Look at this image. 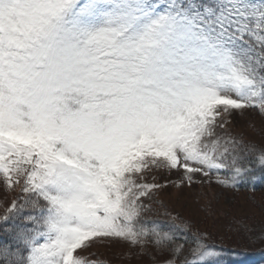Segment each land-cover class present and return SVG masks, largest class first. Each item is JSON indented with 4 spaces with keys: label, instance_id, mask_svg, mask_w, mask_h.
<instances>
[{
    "label": "snow or ice",
    "instance_id": "6c2138e0",
    "mask_svg": "<svg viewBox=\"0 0 264 264\" xmlns=\"http://www.w3.org/2000/svg\"><path fill=\"white\" fill-rule=\"evenodd\" d=\"M249 110L264 117V0H0V180L20 190L0 264H103L78 250L116 241L222 264L155 196L255 181L264 147L230 131Z\"/></svg>",
    "mask_w": 264,
    "mask_h": 264
},
{
    "label": "rangeland",
    "instance_id": "374dc122",
    "mask_svg": "<svg viewBox=\"0 0 264 264\" xmlns=\"http://www.w3.org/2000/svg\"><path fill=\"white\" fill-rule=\"evenodd\" d=\"M230 131L244 143L264 146V117L257 112H234L230 117ZM158 183L180 181L182 173L155 172ZM194 182L180 183L177 187L169 183L168 187L157 193L155 199L163 204L161 211L167 210L190 224V231L207 233V243L225 250L222 264L229 260L228 247L255 248L264 244V190L257 193L240 192L224 187L203 176H195ZM151 182V175L148 177ZM257 178L253 182H258ZM20 194L19 187L7 189L0 180V214L10 206L12 200ZM237 222H242L244 227ZM245 227L251 229L245 231ZM80 255L102 261L103 264H163L165 256L159 255L149 244L146 252L140 254L139 248H130L126 243H93L87 249L78 250ZM155 256V259L152 257ZM238 264H262L259 259H250ZM264 264V263H263Z\"/></svg>",
    "mask_w": 264,
    "mask_h": 264
},
{
    "label": "trees",
    "instance_id": "16d2710c",
    "mask_svg": "<svg viewBox=\"0 0 264 264\" xmlns=\"http://www.w3.org/2000/svg\"><path fill=\"white\" fill-rule=\"evenodd\" d=\"M250 111V110H249ZM254 112V111H253ZM230 119V118H229ZM261 147H264V146H261ZM260 148V147H259ZM246 164H251L252 167H256V163H255V154H250L247 158V160L245 161ZM155 173V172H154ZM264 190V186L263 187H260L256 190H253V191H249V190H245V192H250V193H257V192H260V191H263ZM243 249H247V248H241V249H237V248H234V247H228L227 250H235V251H238V250H243ZM251 249H264V244L262 246H258V247H255V248H251Z\"/></svg>",
    "mask_w": 264,
    "mask_h": 264
}]
</instances>
